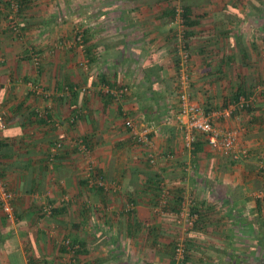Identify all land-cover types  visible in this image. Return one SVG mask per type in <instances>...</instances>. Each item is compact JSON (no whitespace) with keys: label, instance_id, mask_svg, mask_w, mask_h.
Here are the masks:
<instances>
[{"label":"crops","instance_id":"1","mask_svg":"<svg viewBox=\"0 0 264 264\" xmlns=\"http://www.w3.org/2000/svg\"><path fill=\"white\" fill-rule=\"evenodd\" d=\"M7 2L0 0V105L13 115L0 132V167L15 194L16 218L7 220L0 207V264H65L59 242L70 236L84 245L86 258L96 259L91 264L106 255L109 264H158L156 240H169L176 229L163 211L176 213L190 201L200 215L189 236L198 251L229 260L248 258L256 251L250 243L262 245L264 1L261 9L254 0H182L195 24L181 37L171 21L175 0H68L70 24L63 27L55 24L60 1L28 0L15 25L18 35L4 19ZM79 27L84 49H60L61 42H75ZM180 40L191 53L190 93L206 112L224 110L238 93L247 101L243 111L215 122L220 130L240 131L246 158L233 160L202 138L192 150L184 148L177 121ZM32 50L41 55L39 67ZM34 83L48 96L32 92ZM105 86L129 93L105 99ZM66 87L90 90L70 95ZM129 117L156 132L155 166L126 127L125 138L118 136L117 120ZM102 127L107 140H94ZM78 141L93 152L105 188L89 185ZM163 184L170 190L165 204ZM201 243L209 248L201 250Z\"/></svg>","mask_w":264,"mask_h":264},{"label":"built area","instance_id":"2","mask_svg":"<svg viewBox=\"0 0 264 264\" xmlns=\"http://www.w3.org/2000/svg\"><path fill=\"white\" fill-rule=\"evenodd\" d=\"M10 3V13L8 14V19L12 23V28L14 27V33L18 34V28L16 25V16L19 12V2L18 0H8ZM182 0H178L180 3ZM12 14V15H11ZM15 15V18L14 16ZM183 8L181 5L177 7V16L175 21L172 22L173 25L179 26L181 32L179 31L180 37L183 36L184 33V19H183ZM84 32L82 30H78L76 34V40L66 41L64 44H60L59 48H80L84 49ZM184 39V38H183ZM62 45V46H61ZM178 46V78L176 83L177 88V98H178V107L179 113L177 116V121L179 123V127L184 133V148L187 150L193 149V143L196 142L198 136H201L203 140L207 143V145L219 152L223 155L231 157L233 160H241L247 157V151L242 150L239 147V138L240 131L237 129H228V130H220L216 127L215 122L222 117H231L235 112H241L246 107H248V103L245 98H240L238 102H232L222 111L217 113H208L205 111L203 107H201L194 99L192 94L190 93L191 87V77H190V62H191V53L186 48L185 43L180 40L177 44ZM31 58L36 67H39L42 61L41 55L35 51H31ZM83 67L86 66V62L84 61L81 64ZM31 91L39 96H48V93L41 87L37 85L30 84ZM89 88H73L66 87V92L71 95L73 92L79 93H87ZM103 94H110L116 99L122 98L124 95L129 93V88L121 87V88H112L111 86H105L102 89ZM79 112L82 113V111ZM77 116L71 117L69 123H75ZM124 125L126 129L129 131L132 138L139 145L144 146L148 149V160L150 165L155 166L157 164V153L154 142L155 131L150 126H138L134 120V118H126L124 120ZM7 127V118L6 113L4 111H0V132L5 130ZM75 147L79 152L85 156L87 159V175L88 182L91 187H104L106 186L105 180L96 172V168L92 163V155L91 151L86 145V143L82 141L75 142ZM60 149V145L55 146L52 150L51 160L52 162L56 158V154ZM264 169V164L262 165ZM168 198V192H162V200L163 204H165V200ZM14 200L15 194L8 188L7 184L4 183L0 178V207L5 217H7L10 221L15 220V208H14ZM190 203H186L183 206V210L181 213H176V216H179L185 220L188 225L193 228L196 221L198 220V214L191 212ZM44 213L48 216L52 214V207L46 206ZM175 213V212H174ZM63 245L68 250V258L69 263L76 264L75 253L79 249V245L75 244L72 239H67L63 242ZM184 249L181 246L177 248V258L178 260H183L185 258ZM180 258H179V257Z\"/></svg>","mask_w":264,"mask_h":264},{"label":"rangeland","instance_id":"3","mask_svg":"<svg viewBox=\"0 0 264 264\" xmlns=\"http://www.w3.org/2000/svg\"><path fill=\"white\" fill-rule=\"evenodd\" d=\"M59 1L61 3H59ZM263 1L264 0H254V4L253 5H256V6H258V8H261L262 9L263 6H264ZM240 2L242 3V0H240ZM58 3H59V6L57 5V9H55V11L58 12L59 13L58 15L59 16L61 15V17H59L60 20H58V22H56L55 24L56 25H60L62 27L63 26H69V24H70V17H69V15H70V13L68 12V10H71V7L68 6V0H58ZM262 3H263V6H262ZM179 5H182L181 2H180ZM253 8H254V6H253ZM254 10L256 11V9H254ZM9 13H10V9L8 8V12L6 11V13L4 14V19H7V23L6 24H7L8 28L9 27L11 28L14 25H12V23L8 19V14ZM63 15H65V16H63ZM13 16L15 18V15H13ZM17 18H18V15L16 16V20H17ZM83 20H81L79 22L81 23ZM253 23H256V19L254 20ZM16 24H17V21H16ZM17 28H20V26L19 27L17 26ZM79 28L77 29V31L78 30H82L83 31V29H81V28L79 29ZM13 34L14 35H18V34H15V33H13ZM14 37H16V36H14ZM81 64H83V62ZM78 65H79V63H78ZM82 68H83V66H81V69ZM19 79H21V78H19ZM34 85H37V83H34ZM0 111H4L6 113L7 120L8 119H11V116L10 115H13V113L11 112L12 110H10L9 108H7V106L0 105ZM117 118H118V116H117ZM117 118H116V120H117ZM117 121H118V127H117L118 129L117 130L119 132L118 136L119 137H122V138H125V136H126L125 132L126 131H125V126H124V121L119 120V119ZM101 125H103V124H101ZM107 136L108 135L106 134L105 130L102 127L101 137H97V138H93V139L95 140V139H100L101 138L102 140H107L106 139ZM108 140H114V138H111V139H108ZM91 153H93V152L91 151ZM143 156L145 157L144 154H143ZM0 171H1V167H0ZM2 181L5 183V179H3ZM105 183H106V181H105ZM163 187L165 188L164 191H167L169 193L170 190L168 189V187H166V184H163ZM164 191H162V192H164ZM167 202H169V201H167ZM163 213H166L167 215L168 214H171L172 215V216L171 215H168L167 217H171V218L174 219V222L173 223L175 224L176 229H174L175 233L173 234V237L170 238L169 240L166 237H160V236L158 238H160L162 240H156L157 246H156L155 251H154L156 256H154L153 258L154 259L158 258V264L159 263L160 264H182L185 261L186 257L188 259L187 260L188 261V264H227V262L229 260L224 255L222 257H218V256H216L215 252L212 253L213 250L211 252L210 249L208 251V254H206V252L205 253H202V251H198L197 250V247L199 246L198 245V242L195 241V244L194 245H193V243H191L192 237H189V236L191 235V232H193V230L195 229L196 225H194V227L191 228L188 225V223L185 222V220L183 218H181L179 216H176V213H169L167 211H163ZM170 229L171 228L169 227L168 230H170ZM262 229L264 231V225H263V228ZM147 230H148V227H144V230L143 231H147ZM140 235L142 236V234H140ZM69 239H72V237L70 236ZM261 239H262V242H263L262 245L261 244L258 245V244H255V243H250V246L252 248L255 247L256 248V251L253 250L251 255L248 253L249 254L248 258H244L243 257L242 258V261L243 262H246V263L252 262V263L255 264V263L259 262V261H256V258H260L262 260V262H264V234L261 237ZM164 240H167V242L166 243H163ZM208 244H210V243H208ZM208 244H206V246H207L206 247V246L202 245V243H201L200 244L201 250H202V247L204 249L209 248ZM111 245L112 246L113 245L116 246L115 243L114 244L111 243ZM178 245H179V247L181 246V248L184 249V252H185L184 253L185 254V259L184 260H178V258H177L176 248H178ZM211 245H213V244H211ZM235 245H236L235 248L237 250L244 249L243 248V244H235ZM257 247L261 248V251L260 252H259L260 249L257 248ZM165 251H166V253H164ZM255 253H257L256 256L254 255ZM160 254H162V255L160 256ZM85 256H86V254L85 255H81L79 257V260L81 262H83V263H86V264H91L92 261L93 262L96 261V259H93L92 260V259L86 258ZM108 256L107 255L104 256L103 257V259H104L103 261L99 260V262H100L99 264H109V261L108 260H105V258H108ZM67 259H68V261H66L65 264H68L69 261H70L69 258H68V256H67ZM149 259L152 260V258H149ZM129 260L135 263L137 261V256L135 254H132V256H131V258ZM141 260L142 261H146L144 259H141Z\"/></svg>","mask_w":264,"mask_h":264},{"label":"trees","instance_id":"4","mask_svg":"<svg viewBox=\"0 0 264 264\" xmlns=\"http://www.w3.org/2000/svg\"><path fill=\"white\" fill-rule=\"evenodd\" d=\"M26 1H28V0H18V2H19V12L17 13V15H19V13H20V11H21V8H22V6H23V2L25 3ZM182 2V1H181ZM7 4H8V7L10 6V3H9V1L7 2ZM179 2H178V0H175V3H174V6H173V12H172V14H173V16H172V22L173 21H175V19H176V16H177V7L179 6ZM182 4V3H181ZM181 7L183 8V19H184V24H185V31H184V33H186L187 34V30H186V28H188V27H193V25L195 24V23H193V22H191V20H190V18H189V13H190V10H189V8H186V7H184L183 5H181ZM9 9H10V7H9ZM185 34V37H187L188 35H186ZM189 37V36H188ZM183 41H186L185 39H183ZM185 43V45H186V48L189 50V52H190V49H189V44H188V42H184ZM84 44H85V37H84ZM177 58H178V55H177ZM179 62L180 61H178L177 63V65H179ZM179 67V66H178ZM177 75H178V72H177ZM112 88H113V86H111ZM240 94L238 93V97H236V100L235 101H233V102H238L239 101V99L241 98V95L239 96ZM243 95V94H242ZM103 96L105 97V99H109V98H111V99H114V97L112 96V95H110V94H108V95H106V94H103ZM232 103V102H231ZM202 137L201 136H198V138H197V140H196V142H194L193 143V147L197 144V143H199V140L201 139ZM203 139V138H202ZM3 147H4V143H2V140L0 139V151L3 149ZM96 172L99 174V172L96 170ZM0 178H1V180H3L4 179V177H3V175H2V171H0ZM103 178V177H102ZM106 184V183H105ZM94 188H96V189H103V188H105V186L104 187H94ZM14 202H15V200H14ZM182 202H181V204H180V211H178V212H176V213H181L182 212V210H183V206L184 205H182ZM15 208V207H14ZM191 212L192 213H197L198 214V212L196 211V209L195 208H193L192 206H191ZM15 214H16V212H15ZM53 214V213H52ZM46 215V214H45ZM199 217H200V215L198 214V219H199ZM7 220H9L7 217H5ZM10 221V220H9ZM198 223V220L196 221V223H195V225ZM67 239H69V237L68 238H66V239H64V240H62L61 242H59L60 244H59V248H61V250L63 251V256L64 255H68V250H67V248L63 245V242L65 241V240H67ZM72 240H73V242L75 243V244H77V245H79V249L76 251V253H75V257H77L78 259H76V264H86V263H83V262H81L80 260H79V257L81 256V255H84L85 253V249H84V245L82 244V243H80L79 241H77V240H75V239H73L72 238ZM176 251H177V248H176ZM175 251V252H176ZM61 255V256H62ZM176 255H177V253H176ZM175 255V256H176ZM185 259V258H184ZM183 259V260H184ZM188 259H187V257H186V259H185V261L182 263V264H188V261H187ZM256 261H259V262H257V263H255V264H264V262H262V260L260 259V258H256ZM229 262V263H228ZM227 262V264H254V263H252V262H248V263H246V262H243L242 261V258H231V259H229V261ZM68 264H71V263H68ZM73 264V263H72Z\"/></svg>","mask_w":264,"mask_h":264}]
</instances>
